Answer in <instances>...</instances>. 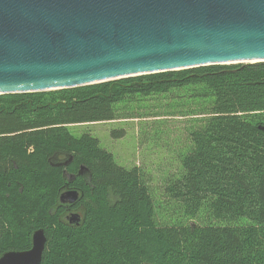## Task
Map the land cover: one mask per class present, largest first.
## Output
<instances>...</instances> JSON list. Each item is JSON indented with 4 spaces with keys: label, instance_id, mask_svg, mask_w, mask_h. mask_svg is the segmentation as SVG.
<instances>
[{
    "label": "trees",
    "instance_id": "1",
    "mask_svg": "<svg viewBox=\"0 0 264 264\" xmlns=\"http://www.w3.org/2000/svg\"><path fill=\"white\" fill-rule=\"evenodd\" d=\"M187 105L193 146L165 192L188 224H159L140 167L119 165L70 126L127 118L119 103ZM191 105V109H190ZM264 62L215 64L90 85L0 94V257L32 246L40 264H264ZM58 156L80 175L81 221H64Z\"/></svg>",
    "mask_w": 264,
    "mask_h": 264
},
{
    "label": "water",
    "instance_id": "2",
    "mask_svg": "<svg viewBox=\"0 0 264 264\" xmlns=\"http://www.w3.org/2000/svg\"><path fill=\"white\" fill-rule=\"evenodd\" d=\"M257 62L264 0H0V94ZM79 198L67 190L60 201ZM67 220L77 225L81 214ZM46 244L39 228L29 249L5 252L0 264H40Z\"/></svg>",
    "mask_w": 264,
    "mask_h": 264
},
{
    "label": "rangeland",
    "instance_id": "3",
    "mask_svg": "<svg viewBox=\"0 0 264 264\" xmlns=\"http://www.w3.org/2000/svg\"><path fill=\"white\" fill-rule=\"evenodd\" d=\"M187 108L181 99L168 95L137 97L117 105L119 113L131 117L70 126L76 136L89 133L99 139L119 165L140 167L150 186L159 224H188L198 219L189 221L179 214L175 201L165 192L169 181L181 176L182 159L193 146L189 116L181 115Z\"/></svg>",
    "mask_w": 264,
    "mask_h": 264
},
{
    "label": "flooded vegetation",
    "instance_id": "4",
    "mask_svg": "<svg viewBox=\"0 0 264 264\" xmlns=\"http://www.w3.org/2000/svg\"><path fill=\"white\" fill-rule=\"evenodd\" d=\"M57 159H59L61 161V163H63V161L67 160V157H63V156H58ZM68 164H63L61 166H57V167H62L63 169V178H64V185H63V189L61 190L60 196L62 194V192H65L67 190H78L79 187V178H80V173L79 171L76 173L75 171H71L70 170V164L73 162V158H70V160H67ZM80 192V191H79ZM60 200V197H59ZM61 203V201H60ZM61 205L64 208V221L69 223L67 220V216L72 213V212H79L80 213V208H79V202L77 201L76 203L70 204V203H61ZM71 224V223H69Z\"/></svg>",
    "mask_w": 264,
    "mask_h": 264
}]
</instances>
